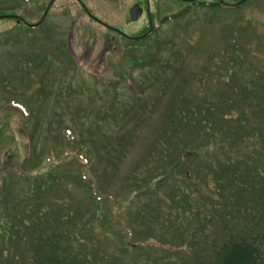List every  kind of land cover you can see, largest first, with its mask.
<instances>
[{
  "label": "rangeland",
  "instance_id": "rangeland-1",
  "mask_svg": "<svg viewBox=\"0 0 264 264\" xmlns=\"http://www.w3.org/2000/svg\"><path fill=\"white\" fill-rule=\"evenodd\" d=\"M82 1L91 15L78 0H55L52 4V0H0V10L4 12L0 14V214L4 211L9 215L12 209L21 214L23 207L30 208L33 203L27 198L34 196L36 201V189H32L36 188V176L44 172L54 177L62 175V184L54 185L48 194L42 193V200L49 202V209L61 206L65 213L77 209L78 218L90 219L88 236L96 247L92 254L103 260L111 253H119L126 238L131 242L144 239V245L179 241L204 217L200 215L193 222L178 210L168 213L157 205L172 201L169 196L175 185L171 183L139 197L130 194L135 188L132 177L135 173L156 177L171 171L181 178V171H177L180 165L173 173L175 165L161 153L172 132L178 131L182 137L184 132L201 126L179 114V119L169 123L168 114L164 117L170 111L167 104L172 110L177 106L190 109L198 102L211 101L229 113L219 122L221 126L226 124L225 117L238 120L243 110L248 111L243 102L245 89L264 86V0H246L233 11L210 12L195 7L176 22L162 23L158 19L184 9L185 4L179 0H149L150 11L159 12L162 45L157 56L163 59L165 68L150 62L149 56L157 49L153 38L134 41L125 36L149 33L147 11L136 18L131 16L135 5L146 10L144 0ZM225 1L234 4L240 0ZM46 11V19L36 26L18 22L14 16H1L17 15L35 23ZM237 32L245 35L246 44L232 35ZM227 37L230 44L226 46ZM234 39L237 45L232 44ZM233 58L237 60L234 63ZM123 78L127 81L116 87L103 83ZM258 91V98L264 101V92ZM255 116L256 110L249 115ZM256 147L251 143L247 149ZM214 149V157L228 158L221 147ZM201 151L204 155L182 152L180 169L198 166L199 172L209 163V155ZM253 163L255 169H264V158ZM103 167L104 173L96 174ZM95 178L97 187L107 191L105 195L101 193L102 202L95 198L98 199ZM206 179L210 186L217 184L211 177ZM172 181L176 183L173 177ZM151 182L138 186L145 188ZM258 182L257 193L243 195L251 201V210L243 209L241 214L244 220L256 222L255 233L264 235V176ZM155 186L156 183L146 191ZM198 186L196 199H205L214 188H208L205 182ZM22 194L28 196L20 199ZM93 213L96 216L92 217ZM115 216L120 220L114 221ZM32 217L26 216L28 220ZM8 220L0 219V235L5 240L9 235ZM128 222L135 227V234H130ZM201 225L206 226L203 234L218 241L228 237L232 229H239L234 220L224 223L229 227L213 220ZM245 225L242 223V227ZM2 237L0 264H5L4 260L17 264L15 254H24L25 249L28 255V245L10 248L3 244L7 241ZM14 240L21 242L19 237ZM27 241L24 237L22 244ZM88 242L91 247L92 241ZM157 250L138 249L133 259L119 256L117 264L179 262L166 258L160 246Z\"/></svg>",
  "mask_w": 264,
  "mask_h": 264
},
{
  "label": "trees",
  "instance_id": "trees-1",
  "mask_svg": "<svg viewBox=\"0 0 264 264\" xmlns=\"http://www.w3.org/2000/svg\"><path fill=\"white\" fill-rule=\"evenodd\" d=\"M179 1L185 4L184 9L173 14H167L162 20L158 19L161 23L166 21L176 22L178 18L187 15L191 12V9L195 7L207 8L210 12L222 10L233 11L237 9V7L239 8L245 4V1L241 2L242 0H240L234 3L236 7L229 8L225 6L221 0ZM145 5L146 1L144 0V6ZM151 12L155 28L150 35L138 38L137 40L146 39L148 37L153 38L155 40V48L157 49L149 56L151 59L150 62H152L153 65L165 68L162 64L163 59L157 56L159 53L158 49H160L162 45L161 39L159 38L161 26L157 24L159 12ZM3 13L4 12L0 10V14ZM232 35L242 40L245 37V35L240 32ZM243 41L246 44L247 41ZM225 44L226 46L230 44L228 37ZM232 44L237 45L238 43L234 39ZM235 53L237 57L242 60V57L237 52ZM175 60L176 64H179L180 60L178 56ZM246 60L247 59H245V61ZM231 61L234 63L237 60L233 58ZM169 63L171 64L168 60V64ZM145 64H147V62ZM262 74L264 76V73ZM125 81H127V79L123 78L116 81L103 80V83L111 85V87H116L117 84L125 83ZM167 86L168 85H165L163 87L167 88ZM258 90L264 92V86L260 87L255 85L250 89H245L244 94L246 96L243 102L247 105L248 111L243 110L241 115H238L240 116L238 120L231 118L230 115L225 117L226 124L223 126H221L219 122L224 118V115L229 113L220 110L211 101L205 100L202 104L198 102L199 105H191L190 109L183 108L184 106H177L175 110H172L171 105L167 104L170 111L165 112L164 117L168 114L169 123L179 119L177 116L179 114L181 116L186 115V120L192 118L201 126L198 130L193 129L190 133L184 132L185 134L182 137H180L178 131V138L176 132H172L168 136L167 141L169 144L161 154H165L163 156L168 157V159L173 162V165H175L172 172L174 173L176 171V166H181V161L184 159L182 158V152H186V150H190L193 155L195 153L204 155L201 151L204 149L206 156L209 155L207 156L209 163L199 168V172L198 166L186 170L180 169L181 167L179 166L177 171H181V178L175 174L172 175L171 171L156 177H149L148 175L140 177L138 173H135L132 177L135 188L131 189L130 194H136L135 196L138 197L142 193L160 191L166 183L175 185V187L171 189L173 193L169 196V198H172V201L167 204L157 203V205L168 213L171 210H178L181 212L183 218H187L193 222L196 221V218H200V215L204 216L200 219V223L196 221L192 228H189L190 234L188 236H182L179 241L159 242L160 245H148L146 243L144 245V239L131 242V240L128 241L126 238V241L124 240L120 246L119 253H111L103 260L97 259L92 254V252L96 250L94 241L88 236V230L91 224L90 219L78 218L77 209L70 210L68 213H65L64 209L62 212L61 206L56 207V209H49V202L42 200L43 196L41 194H48L53 191L55 188L54 185L62 184L61 179H63L62 175L54 177L51 175V172H44L36 176V188H32L36 189V201H33L34 196L27 198L33 203H28L31 205L28 210L23 207L21 214L17 213L18 215L13 209L11 211L12 213H9V215H5L4 211L0 214V219H9V225H7L6 229L9 235H7L6 240L0 235L4 241L8 242H3V244L10 248L12 245H15V247H17V245H28L29 256L25 255L27 251L25 249L24 254L21 252L15 254L14 261L17 264H117L119 262V256L127 255L128 258L133 259L135 257L133 255L138 249L144 250L147 248L149 250L154 248L155 251H158L157 246H160L165 250L162 252L167 254L166 258L170 260L179 259V262H171V264H264V235L259 232L255 233L256 222H254L253 219L249 221L244 220L242 216L243 213L241 214V210L243 209L247 211L251 210L248 209L250 208L249 205L251 201L243 197V195L247 193H257L258 181L264 176V169L261 167L255 169L253 163L257 158H264L262 155L264 154V101L261 97L258 98ZM134 93H138V91L135 90ZM155 102L156 101H154V103ZM185 106L187 107V105ZM255 110L256 116L254 118L249 117V115L255 113ZM246 113V117H242ZM227 121H231V123ZM165 122L167 123V120H165ZM205 139L208 140L206 144L203 143ZM249 142L250 144L256 145V149L248 150L247 147L250 145ZM177 144H179V146ZM215 147H221L224 153L228 154V158L214 157L212 153L216 152L214 149ZM112 154L111 156H114V152ZM104 170V167L98 169L96 174H98L99 171L104 173ZM85 172L87 173V170ZM199 174H202V176L198 177ZM85 175L86 174H83V176L87 178ZM206 176L217 181V184L210 186ZM172 177L176 183L172 181ZM97 182L98 179L95 178V188L97 189L96 195L98 199L94 195L93 197H95L97 201L102 202L103 198L101 197V193L105 195L107 191L98 188ZM149 182L151 183L145 188L143 186H138V183ZM202 182H205L208 188L214 187L212 188L213 191H211V194L205 199H196L195 195H197L200 190L198 184ZM88 183V187L91 188V183H93V181L91 180V182ZM155 183L156 186L154 189L146 191ZM175 191L177 192L176 195L174 193ZM16 195L20 196V194ZM27 196L28 194L25 196L22 194L20 199ZM0 207H2L1 202ZM1 210L2 208H0V211ZM89 211L90 210H88V212ZM30 214H32L33 217L28 220L26 216ZM91 216H96V213H93ZM116 219H118V221L120 220V218L115 216L113 220L115 221ZM254 219H256L255 216ZM211 220L214 222L220 221L221 224L226 227L229 226L224 225V223L227 224L234 220L239 226V229H232L231 233L228 237L224 238L223 241L211 240L207 237L208 235L202 233V229H205L206 226L201 225L207 224ZM61 222L66 224V226L62 227ZM183 222L186 223L185 220H183ZM244 222H246V225L242 227V223ZM69 224L73 226L69 228L71 226ZM127 225L130 228L128 229L130 230V234H135V227L132 226L130 222H128ZM196 228L199 230L197 231ZM120 231L124 234L123 226H120ZM23 236L28 240L24 242V244H22L24 240ZM16 237H19L21 242L14 240ZM88 240L93 243L91 247H88ZM29 247L31 248L29 249ZM28 257L29 260L26 262ZM4 262L8 264L7 261L4 260ZM166 263L169 262L167 261ZM130 264H133V262ZM152 264L155 263L152 262Z\"/></svg>",
  "mask_w": 264,
  "mask_h": 264
},
{
  "label": "water",
  "instance_id": "water-1",
  "mask_svg": "<svg viewBox=\"0 0 264 264\" xmlns=\"http://www.w3.org/2000/svg\"><path fill=\"white\" fill-rule=\"evenodd\" d=\"M54 1H55V0H52L51 4H52ZM80 1H81L82 5L86 8V10L90 13V11L87 9L85 3H84L82 0H80ZM244 1H246V0H242L241 2H244ZM221 2H223V4H224L225 6H227V7H229V8H234V7H236L235 4H229V3H227V2L224 1V0H221ZM147 7H148L149 17H150V31H149V33H151V32H153V30H154V25H153V23H152V19H151V14H150V9H149V8H150L149 0H147ZM140 11H141L140 6H139V5H135V6L132 8V10H131V16H132V18H136V17L138 16V14L140 13ZM90 15H91V13H90ZM1 16H14V17H17L19 20L23 21V22H24L25 24H27L28 26H36V25H39L40 23H42V22L46 19L47 11H46L45 14L43 15L42 19H41L39 22H37V23H29V22H27L23 17L17 16V15H10V14H7V15H6V14H4V15H1ZM149 33H147V34H149ZM147 34H146V35H147ZM187 156H189V154H188ZM0 194H1V188H0Z\"/></svg>",
  "mask_w": 264,
  "mask_h": 264
},
{
  "label": "flooded vegetation",
  "instance_id": "flooded-vegetation-1",
  "mask_svg": "<svg viewBox=\"0 0 264 264\" xmlns=\"http://www.w3.org/2000/svg\"><path fill=\"white\" fill-rule=\"evenodd\" d=\"M142 8V10H141V12L140 13H143V11H147V13H148V10H147V8H146V10L143 8V7H141ZM151 12V11H150ZM149 14V13H148ZM151 14V17H152V12L150 13ZM152 20H153V18H152ZM126 36V38H129V39H133L132 37H130V36H128V35H125ZM134 37H142V35H140V36H134ZM134 41H135V39H133Z\"/></svg>",
  "mask_w": 264,
  "mask_h": 264
}]
</instances>
